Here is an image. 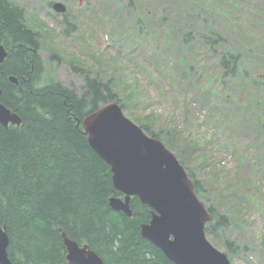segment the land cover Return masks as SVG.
<instances>
[{
	"label": "rangeland",
	"instance_id": "1",
	"mask_svg": "<svg viewBox=\"0 0 264 264\" xmlns=\"http://www.w3.org/2000/svg\"><path fill=\"white\" fill-rule=\"evenodd\" d=\"M9 1L38 32L43 71L37 85L60 80L79 93L86 70L112 79L130 100L124 115L139 126L148 116L153 127L175 133L188 154L184 165L203 182V198L231 215L225 236L236 251L207 235L211 243L232 264H264V98L256 108L251 104L253 92L264 96V84L253 83H264V0H134L131 9L125 0ZM53 1L63 2L67 13L55 15ZM202 27L240 54L242 69L225 85L218 58L184 41ZM248 27L254 28L252 51L245 48ZM235 181L245 200L226 188Z\"/></svg>",
	"mask_w": 264,
	"mask_h": 264
},
{
	"label": "trees",
	"instance_id": "2",
	"mask_svg": "<svg viewBox=\"0 0 264 264\" xmlns=\"http://www.w3.org/2000/svg\"><path fill=\"white\" fill-rule=\"evenodd\" d=\"M125 1L128 9L134 7V0ZM208 28H198L205 29L203 33L194 30L192 38L187 33L184 41L218 58V76L225 85L239 68L240 54L223 47L222 35ZM247 30L251 38L245 48L252 51L254 28ZM194 38L197 41L191 43ZM39 40L38 32L25 21L24 9L0 0V43L8 51L0 63V101L21 118L18 125L0 124V225H5L12 264H69L59 228L70 238L88 243L104 264H175L140 235V225L150 219V207L136 196L130 200L131 216L109 207L108 198L121 193L113 186L109 165L89 145L81 125L82 118L100 105L116 101L129 110L130 100L113 88L112 79L91 76L88 70L81 74L79 93L60 80L37 85L43 71ZM192 66L183 73L191 72ZM77 70L80 74L81 69ZM10 76L17 81L12 82ZM134 93L132 87L131 95ZM253 94L251 104L256 108L264 96ZM141 120L147 134L174 150L193 180L195 192L211 214L206 234L224 239L235 252L237 245L225 236L231 215L219 213L215 204L203 198V182L184 165L188 154L178 136L162 126L153 127L155 121L148 116ZM236 184L226 188L245 200Z\"/></svg>",
	"mask_w": 264,
	"mask_h": 264
},
{
	"label": "water",
	"instance_id": "3",
	"mask_svg": "<svg viewBox=\"0 0 264 264\" xmlns=\"http://www.w3.org/2000/svg\"><path fill=\"white\" fill-rule=\"evenodd\" d=\"M52 7L59 13L66 11L61 1L53 2ZM6 56L0 43V63ZM9 78L17 81L14 76ZM20 122V116L0 101V124L7 127ZM81 125L89 145L109 165L113 186L121 193L108 198L111 209L131 216L129 204L134 196L150 207V219L140 225V235L175 264H232L208 239L205 225L211 214L182 163L159 138L126 117L116 101L85 115ZM59 231L69 264H104L88 243L70 238L61 228ZM8 243L0 226V264H12Z\"/></svg>",
	"mask_w": 264,
	"mask_h": 264
},
{
	"label": "flooded vegetation",
	"instance_id": "4",
	"mask_svg": "<svg viewBox=\"0 0 264 264\" xmlns=\"http://www.w3.org/2000/svg\"><path fill=\"white\" fill-rule=\"evenodd\" d=\"M80 2H82V0H79ZM50 7H51V9H52V3L50 4ZM55 13V15H58L56 12H54ZM65 13H67V12H65ZM62 15V14H61ZM64 15V14H63ZM63 17H65V16H63Z\"/></svg>",
	"mask_w": 264,
	"mask_h": 264
},
{
	"label": "bare ground",
	"instance_id": "5",
	"mask_svg": "<svg viewBox=\"0 0 264 264\" xmlns=\"http://www.w3.org/2000/svg\"><path fill=\"white\" fill-rule=\"evenodd\" d=\"M6 106V105H5ZM9 108V107H8ZM10 109V108H9ZM12 110V109H11ZM1 226V225H0ZM5 230V225L1 226ZM6 232V231H5ZM7 234V233H6ZM62 239V238H61ZM8 252V251H7ZM9 256V255H8ZM10 258V257H9ZM11 260V259H10Z\"/></svg>",
	"mask_w": 264,
	"mask_h": 264
}]
</instances>
